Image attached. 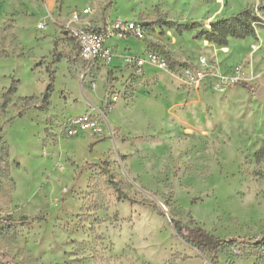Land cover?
<instances>
[{"label":"rangeland","instance_id":"obj_1","mask_svg":"<svg viewBox=\"0 0 264 264\" xmlns=\"http://www.w3.org/2000/svg\"><path fill=\"white\" fill-rule=\"evenodd\" d=\"M247 7L264 21V0H0V218L16 222L0 264H264V246L201 252L172 223L264 245V30L218 46L161 24L208 29ZM117 19L147 37L83 61L74 31ZM50 77L46 108L22 99Z\"/></svg>","mask_w":264,"mask_h":264},{"label":"trees","instance_id":"obj_2","mask_svg":"<svg viewBox=\"0 0 264 264\" xmlns=\"http://www.w3.org/2000/svg\"><path fill=\"white\" fill-rule=\"evenodd\" d=\"M162 26L168 30H174L177 34L181 35L185 32H193V37L196 39L203 38L206 41L213 43L218 46H227L230 39H245L248 37H254L256 35V29L260 28L264 30V21L262 18L254 12L251 7L244 8L239 12L225 18L218 19L212 22L209 25V28H205V25L200 22H190V23H177L171 21H163ZM146 25H144L145 27ZM150 48L155 47L154 43H147ZM160 48L157 47V50ZM154 49V48H153ZM167 60L169 59L166 55ZM170 61V62H169ZM168 64L170 67L174 68L176 66H182L181 63H177L169 59ZM51 78V77H50ZM52 78L50 79V83L46 88L45 93L41 97H24L23 100H35L34 107L38 109H44L49 104V96L52 90L51 84ZM17 82L14 81L9 88L2 92L1 98L3 99V109L6 108V105L9 101V96L15 93ZM235 85L242 87L243 89H247L249 91L252 88L244 81H238ZM25 113V109H22L17 112L16 115L8 119V123H12L15 118L22 117ZM0 159L8 157V147L5 143L2 142L0 136ZM9 168L8 164L5 163V169ZM116 193H118L120 199H125L131 202H135L128 195L121 191L119 185L115 182L111 183ZM157 207L156 205H154ZM158 208V207H157ZM25 218L22 217L19 219L20 222H25ZM15 221L10 217H1L0 218V229L5 230L9 234L15 233ZM175 231L179 235L181 239L185 242L191 244L198 251L206 252V253H215L219 249L225 248L226 246H239L244 243H249L252 247L259 248L264 245L262 241L253 240L245 241L242 238H221L215 236L214 234L206 231L199 225H194L192 227L183 225L181 222L172 220ZM5 255L0 253V258H4ZM8 264V262L3 263Z\"/></svg>","mask_w":264,"mask_h":264},{"label":"built area","instance_id":"obj_3","mask_svg":"<svg viewBox=\"0 0 264 264\" xmlns=\"http://www.w3.org/2000/svg\"><path fill=\"white\" fill-rule=\"evenodd\" d=\"M80 14H88V10L84 9L81 13H74L73 20H77ZM147 30L142 23L136 21H121L119 19L107 23L105 26L94 29L84 26L74 31V36L79 47V55L83 61L89 65L106 62L111 54V48L106 45V40L112 36L128 37L133 36L137 39H145ZM153 59H157L158 55L153 54ZM164 65V63H162ZM188 76L195 79V76L188 71ZM79 122L86 124L91 123L88 116L79 118Z\"/></svg>","mask_w":264,"mask_h":264},{"label":"crops","instance_id":"obj_4","mask_svg":"<svg viewBox=\"0 0 264 264\" xmlns=\"http://www.w3.org/2000/svg\"><path fill=\"white\" fill-rule=\"evenodd\" d=\"M99 28H101V27H98V28H94V29H99ZM145 28H146V30H148V28L145 26ZM132 42V41H131ZM110 45V44H109ZM112 45H113V43H112Z\"/></svg>","mask_w":264,"mask_h":264}]
</instances>
